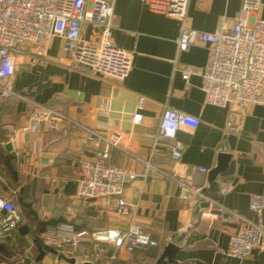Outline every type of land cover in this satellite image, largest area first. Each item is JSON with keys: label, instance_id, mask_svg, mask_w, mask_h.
<instances>
[{"label": "crops", "instance_id": "crops-1", "mask_svg": "<svg viewBox=\"0 0 264 264\" xmlns=\"http://www.w3.org/2000/svg\"><path fill=\"white\" fill-rule=\"evenodd\" d=\"M243 1L189 0L182 20L152 10L144 0H114L112 40L133 51L132 70L124 81L74 64L65 40L57 36L42 62L20 66L11 79L20 96L0 95V197L10 198L26 219L7 235L0 233L4 259L16 264H71L47 251L41 241L44 231L70 221L93 238L81 244L83 251L56 248L78 262L93 263L99 253L100 261L112 264H156L172 242L180 248L173 262L165 258L162 264H264V250L259 248L245 258L229 255L230 239L242 223L203 219V202L181 198L171 178L192 174L201 166L211 170L220 154L229 152L227 170L214 183L207 179L205 192L248 219H258L250 205L254 195L264 194V105H251L240 116L239 131H227L231 107L207 103L201 75L184 78L188 67H205L207 47L180 51L177 46L183 26L208 32L231 27ZM254 15L264 19V0ZM101 32V26L88 24L83 37L99 40ZM140 98L146 104L139 111L142 122L136 123L133 114ZM31 101L65 115L60 129L43 123L38 131L26 130ZM166 107L201 121L196 129L178 131L183 145L178 160L165 142L154 145ZM115 128L125 134L121 147L111 148L112 162L138 174L123 195L134 216L118 213L104 198L86 199L77 193L80 160L93 155L90 149L105 148L93 132L105 135ZM222 182L231 186L226 193L220 191ZM132 217L159 246L128 251L113 245L115 231L127 228ZM262 220L264 226V213ZM10 248L14 253L4 255Z\"/></svg>", "mask_w": 264, "mask_h": 264}, {"label": "built area", "instance_id": "built-area-1", "mask_svg": "<svg viewBox=\"0 0 264 264\" xmlns=\"http://www.w3.org/2000/svg\"><path fill=\"white\" fill-rule=\"evenodd\" d=\"M149 7L165 15L184 20L189 0H144ZM114 0H0V95L20 96L12 88L11 79L26 64L35 66L47 55L50 41L57 36L65 40V48L74 64L86 67L104 77L124 81L132 70L133 51L116 45L113 40ZM260 0H244L242 12L231 26H222L215 32L201 31L183 26L177 39L180 51L195 45L208 49L204 68L188 67L184 78L191 74L202 77V89L209 104L231 107L227 131H239L240 116L251 105H264V19L254 13ZM88 24L102 27L99 40L83 37ZM32 111L26 130L38 131L43 123L59 130L65 118L61 112L46 105L31 101ZM146 104L140 98L137 111L133 114L136 123L142 122L139 113ZM200 119L190 113L166 107L161 116L155 147L164 142L170 147L172 156L180 159L182 143L177 139L182 127L196 129ZM93 132V131H91ZM105 143L103 150L90 149L92 156L80 160L81 174L77 193L80 197L104 198L118 213L131 215L130 207L123 195L126 184L134 181L138 174L130 168L119 167L112 162V147H121L124 131L115 128L103 135L93 132ZM171 140V143H168ZM151 168L148 163V170ZM209 169L198 167L192 174L171 175L180 188V197L194 203L207 202L201 217L208 221L223 219L242 223L232 235L228 254L245 258L259 248L264 250V194L252 197L250 210L258 219H248L205 192ZM231 186L222 182L220 191L226 193ZM0 233L7 235L23 221L22 214L10 198L0 197ZM85 229H77L70 221L47 229L41 235L45 245L57 249L80 248L83 242L92 240ZM117 249L134 251L144 247H157L160 242L144 230L132 217L125 229H117L112 241ZM94 256V264H112Z\"/></svg>", "mask_w": 264, "mask_h": 264}, {"label": "water", "instance_id": "water-1", "mask_svg": "<svg viewBox=\"0 0 264 264\" xmlns=\"http://www.w3.org/2000/svg\"><path fill=\"white\" fill-rule=\"evenodd\" d=\"M10 147H11V144L9 143L7 145V148H10ZM231 157H232V155L229 152H223V153L220 154L217 166L214 167L213 169L209 170L208 181L210 183H214L218 179L220 174L227 170ZM201 206L206 208L208 206V203L207 202H203L201 204ZM16 208L18 209L17 206H16ZM179 248H180L179 245H177L175 243H172V242L169 243L164 248V251H163L162 255L160 256V258L158 259L156 264H162V262L164 261L165 258H168L169 261L173 262L174 261L173 258L176 255V253L179 250ZM45 249L47 251L53 253V254L58 255V257L60 259H64V260L68 261L71 264H93L90 261L78 262L75 257H70V256L66 255L63 252H59L56 248H54L52 246H49V245H45Z\"/></svg>", "mask_w": 264, "mask_h": 264}, {"label": "rangeland", "instance_id": "rangeland-1", "mask_svg": "<svg viewBox=\"0 0 264 264\" xmlns=\"http://www.w3.org/2000/svg\"><path fill=\"white\" fill-rule=\"evenodd\" d=\"M12 253H14L12 251V249H7L5 252H4V255L6 256H10ZM0 264H16V261L14 259H4V257H2L0 255Z\"/></svg>", "mask_w": 264, "mask_h": 264}, {"label": "trees", "instance_id": "trees-1", "mask_svg": "<svg viewBox=\"0 0 264 264\" xmlns=\"http://www.w3.org/2000/svg\"><path fill=\"white\" fill-rule=\"evenodd\" d=\"M11 97H12V96H11ZM0 118H1V117H0ZM0 120H1V119H0ZM10 160H11V157L8 156V158L6 159V161L10 163ZM21 214H22L23 219H26V216H25V214H24L22 211H21ZM0 250L4 251L5 249L0 248Z\"/></svg>", "mask_w": 264, "mask_h": 264}]
</instances>
